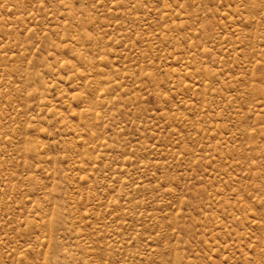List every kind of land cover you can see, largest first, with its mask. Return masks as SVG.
Here are the masks:
<instances>
[{"label":"rangeland","instance_id":"rangeland-1","mask_svg":"<svg viewBox=\"0 0 264 264\" xmlns=\"http://www.w3.org/2000/svg\"><path fill=\"white\" fill-rule=\"evenodd\" d=\"M0 264H264V0H0Z\"/></svg>","mask_w":264,"mask_h":264}]
</instances>
